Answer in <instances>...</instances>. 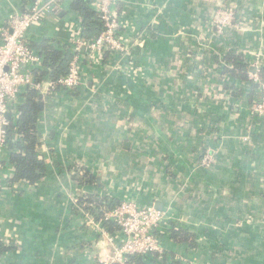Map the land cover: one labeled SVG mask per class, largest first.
Listing matches in <instances>:
<instances>
[{"label":"crops","instance_id":"0c3cea01","mask_svg":"<svg viewBox=\"0 0 264 264\" xmlns=\"http://www.w3.org/2000/svg\"><path fill=\"white\" fill-rule=\"evenodd\" d=\"M70 1H60L58 14L45 16L28 39L75 34ZM25 2L0 0V28ZM220 7L232 8L236 22L217 35L212 16ZM114 12L127 53H95L84 60L77 94L47 98L38 123L44 177L8 185L12 167L1 170L0 238L9 250L0 264H97L110 257L122 237L78 211L79 195L96 188L78 186L72 165L100 174L119 199L159 202L169 220L196 233L194 250L164 243L179 264H221L212 259L224 251L218 239L224 245L231 223L244 217L243 201L257 196L261 257L264 122L252 118L250 84L230 76L222 58L241 56L249 79L264 71V0H118ZM203 147L217 160L210 169L197 166Z\"/></svg>","mask_w":264,"mask_h":264},{"label":"trees","instance_id":"16d2710c","mask_svg":"<svg viewBox=\"0 0 264 264\" xmlns=\"http://www.w3.org/2000/svg\"><path fill=\"white\" fill-rule=\"evenodd\" d=\"M32 1L33 0H28V2L23 3L21 13L29 10ZM60 1L62 0L58 1L57 6L60 4ZM95 3L96 0L70 1L69 10L76 14L78 19V30L71 36L80 38L86 42H92L103 31V22L100 14L95 8ZM70 37H67L66 39L42 37L40 40H27L29 48L39 58V62L36 65L31 66V76L35 83L50 81L56 83L58 80L63 79L66 76L68 63L73 55L72 45L69 41ZM108 54L111 53L108 52ZM94 55L95 53L85 52L82 59V67L84 63H86L84 60L88 58L93 60ZM222 61L226 64L224 70H227L230 76L241 82L250 84V95L248 96L250 106L252 107L255 103H258L261 99V95L258 92L259 84L254 82L252 79H249L247 76V65L244 64L241 56L229 52L222 58ZM227 66H230V69ZM258 77L260 80L264 79L263 70H260ZM130 79L131 77L128 74L126 80L129 81ZM79 88L68 89L57 86L47 95L41 94L36 89H26L19 96L18 101L11 106L13 113L11 118L8 120L9 124L6 128L7 143L1 155L0 162V173L6 163H9L12 167V175L6 179V183L8 185H14L20 182L28 185H34L42 177H44L45 164L42 155L39 152L40 141L38 123L41 115L43 114L45 103L51 93L63 91L70 94H77ZM230 89L235 91L233 92L234 96L238 95L236 93L237 91L233 87H230ZM257 92L259 93L258 96ZM252 118L258 120L253 115ZM207 149V147H203L200 150L197 160V166L201 170L210 169L217 162L214 156L215 163H213L212 166L206 168L200 165L202 156ZM69 169L73 181H75L78 186H92L96 188V190L90 194L81 193L77 202L85 213H89L96 220L99 219L107 232H119V228L114 223L107 222L102 219L103 211L113 209L116 205L125 200L134 201L138 205L143 206L135 200L128 198L119 199L118 197L108 193L102 182L101 175L90 172L87 167L72 165ZM239 223H241V221ZM154 236L161 247L159 252L126 256L124 264H179L176 255L173 252L164 249V243L166 241H169L174 245L186 246L189 250H194L199 246V238L196 233L189 229L180 227L172 220H169L161 225L159 229L154 232ZM221 239L222 238H219L218 242H220ZM8 250L9 248L3 244L2 239L0 238V256ZM221 254L222 252H219V250L214 251L212 259L218 260ZM259 259H262V264H264V255L261 254V257L260 255H257V261H259Z\"/></svg>","mask_w":264,"mask_h":264},{"label":"built area","instance_id":"2783aa9c","mask_svg":"<svg viewBox=\"0 0 264 264\" xmlns=\"http://www.w3.org/2000/svg\"><path fill=\"white\" fill-rule=\"evenodd\" d=\"M58 1L33 0L27 12L13 15L0 28V162L7 143L6 128L9 121L6 114L13 113L11 106L26 89H36L46 95L57 86L75 89L81 84L82 59L85 52H109L118 57L127 53L124 43L118 36L120 25L114 12L118 0H96L95 8L102 19L103 31L92 42L70 35L73 55L68 63L66 76L56 83L51 81L35 83L31 76V66L36 65L39 58L27 44L29 31L32 27L41 25L45 16L58 14ZM235 22V12L230 7H220L212 16L213 30L217 35L224 33ZM251 79L259 84L261 99L250 110L254 117L264 122V79L260 80L256 74L252 75ZM242 140L249 142L250 136L247 135ZM214 156V151L208 148L202 156L200 165L206 168L212 166L215 163ZM76 207L85 214L79 205ZM102 219L114 223L119 228L118 233L122 239L110 257L97 264H124L126 256L159 252L161 247L154 232L169 221L165 211L155 209L154 205L141 206L128 200L120 202L113 209L103 211ZM108 241L114 243L111 238H108Z\"/></svg>","mask_w":264,"mask_h":264},{"label":"rangeland","instance_id":"374dc122","mask_svg":"<svg viewBox=\"0 0 264 264\" xmlns=\"http://www.w3.org/2000/svg\"><path fill=\"white\" fill-rule=\"evenodd\" d=\"M92 64L93 63H91L90 68H93ZM103 162L107 164L105 166L108 169L109 161H104L103 159ZM109 185L108 183L107 186ZM106 191L112 194L109 187L106 188ZM75 200L76 198L74 201ZM235 200L236 197L231 195V201ZM243 202L244 205L240 207L244 213L241 223L239 224L233 221L231 223L233 228L231 231L227 232L224 245L222 246L223 241L218 242L219 246L224 250L218 258L221 264H262V259L257 261V196H255L254 199L246 198ZM185 263L188 264L187 262Z\"/></svg>","mask_w":264,"mask_h":264},{"label":"water","instance_id":"95a60500","mask_svg":"<svg viewBox=\"0 0 264 264\" xmlns=\"http://www.w3.org/2000/svg\"><path fill=\"white\" fill-rule=\"evenodd\" d=\"M11 115H12V113H11V112H8V113L6 114V118L9 120V119L11 118ZM126 146H127V144L125 145V147H126ZM154 207H155V209L161 211L160 203H159V202H156V203L154 204Z\"/></svg>","mask_w":264,"mask_h":264}]
</instances>
